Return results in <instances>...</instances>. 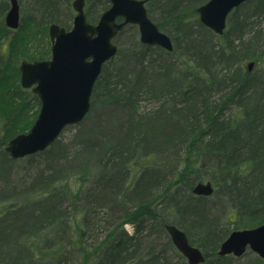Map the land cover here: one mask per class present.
<instances>
[{
    "label": "trees",
    "instance_id": "1",
    "mask_svg": "<svg viewBox=\"0 0 264 264\" xmlns=\"http://www.w3.org/2000/svg\"><path fill=\"white\" fill-rule=\"evenodd\" d=\"M32 1L33 16L11 35L0 19V264H187L166 224L184 231L203 264H264L249 250L217 254L231 231L264 223V0L234 8L221 35L199 21L208 0H146L171 52L123 27L84 119L14 159L4 146L39 111L20 88L18 61L49 58V25L69 28L63 16L73 11L72 0ZM108 6L87 2V20ZM205 181L211 195L191 192Z\"/></svg>",
    "mask_w": 264,
    "mask_h": 264
},
{
    "label": "water",
    "instance_id": "2",
    "mask_svg": "<svg viewBox=\"0 0 264 264\" xmlns=\"http://www.w3.org/2000/svg\"><path fill=\"white\" fill-rule=\"evenodd\" d=\"M86 1L89 0L72 1L75 14L69 29L55 23L49 25V59L22 60L19 65L20 85L31 88L37 95L39 111L29 130L10 138L4 146L14 159L43 151L65 127L84 119L90 110L93 86L103 65L115 56L118 47L113 40L124 26H137L141 44L157 46L169 52L173 49L170 37L148 17L146 0H109V7L100 14L96 23L86 18ZM246 1L208 0L196 9L199 21L221 35L229 13ZM4 22L10 29L18 28L20 15L17 0H10ZM253 65V62H248L247 69L250 71ZM191 192L209 196L213 187L209 181L197 182ZM165 230L187 264L204 263V254L189 243L184 231L173 224H166ZM247 250L264 259V223L231 231L221 242L217 254L240 257Z\"/></svg>",
    "mask_w": 264,
    "mask_h": 264
},
{
    "label": "rangeland",
    "instance_id": "3",
    "mask_svg": "<svg viewBox=\"0 0 264 264\" xmlns=\"http://www.w3.org/2000/svg\"><path fill=\"white\" fill-rule=\"evenodd\" d=\"M3 1H5L7 4H8V1L9 0H0V3H2ZM6 3H5V5H6ZM93 4V8H94V10H97V9H100V5H98V6H96V3L95 2H93V3H91V5ZM34 5V3H33V1L32 0H20V10H21V15H20V17H21V22L22 21H25V18H28V17H30L31 15H32V13H33V10H32V6ZM6 7V6H5ZM73 10V9H72ZM5 12H6V8L4 9V11H2V14L0 15V19H1V17L3 18V21H4V15H5ZM101 14V13H100ZM33 16V15H32ZM70 19H68V17L66 16V15H64L63 16V19H66L67 21V23L69 24V25H71V22H72V17L74 16V11H71L70 12ZM263 25H264V23H263ZM9 34L11 35L12 34V30L11 31H9ZM137 37L139 38V35H137ZM113 41H115V40H113ZM115 43V42H114ZM116 44V43H115ZM1 45L3 46V43L1 42ZM117 45V44H116ZM3 52V51H2ZM1 58H4V56H3V54L1 55ZM20 61V60H19ZM18 61V63H20ZM19 78H20V76H19ZM18 83H19V80H18ZM11 88H10V92H12V91H14L13 89H14V86H10ZM13 87V88H12ZM21 89H22V87H20ZM23 90H25V92L27 93V91L26 90H28V89H24L23 88ZM74 130L72 129H70V130H65L64 131V133L62 134V137L66 140L67 138H69L70 136H71V133L73 132ZM1 135H2V132H1V126H0V137H1ZM24 162V161H23ZM20 163V164H18L16 167L18 168L19 167V169H24L26 166H28V165H24V163ZM31 182H30V179H27V181H25V185H27V184H30ZM28 212V211H27ZM23 214H25L26 213V210H24L23 212H22ZM124 229H125V231L128 233V234H131L132 233V226L130 225V224H126L125 225V227H124ZM13 238V237H12ZM239 258V257H238ZM240 258H241V256H240ZM247 260V258L245 257V258H243V259H240L239 261H237L236 263L238 264L239 262H241V263H243L244 261H246ZM43 263H45V262H48L47 260H44V258L41 260Z\"/></svg>",
    "mask_w": 264,
    "mask_h": 264
},
{
    "label": "flooded vegetation",
    "instance_id": "4",
    "mask_svg": "<svg viewBox=\"0 0 264 264\" xmlns=\"http://www.w3.org/2000/svg\"><path fill=\"white\" fill-rule=\"evenodd\" d=\"M89 1H91V0H89ZM89 1H86L85 2V6H84V11H85V7H86V4H87V2H89ZM17 2H18V5H19V15H21V10H20V1L19 0H17ZM6 12H5V15H6V13L8 12V10L10 9V0L8 1V4L6 3ZM4 8V9H5ZM85 14H86V11H85ZM5 15H4V18H5ZM11 30V29H10ZM48 37H49V32H48ZM50 39V38H49ZM50 41V40H49ZM50 57V56H49ZM48 59V58H47ZM47 59H35V60H47ZM23 59H21V61H22ZM26 60V59H25ZM29 61H31V60H29ZM34 61V60H33ZM19 73H20V71H19ZM31 93H32V95H34V96H36L37 97V95L36 94H34L33 92H32V90L31 89H28ZM37 99H38V97H37ZM39 100V99H38Z\"/></svg>",
    "mask_w": 264,
    "mask_h": 264
}]
</instances>
